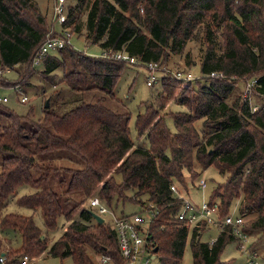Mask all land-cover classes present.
<instances>
[{
    "label": "trees",
    "instance_id": "1",
    "mask_svg": "<svg viewBox=\"0 0 264 264\" xmlns=\"http://www.w3.org/2000/svg\"><path fill=\"white\" fill-rule=\"evenodd\" d=\"M38 9L35 0H0V64L22 65L18 79L0 76V85L21 84L28 94L25 80L37 73L53 86L63 83L77 103L61 110L68 101L64 89L57 90L48 97L42 118L34 119L0 102L4 264L25 254L96 264L90 250L126 264L112 225L97 222L83 207L93 195L111 207L131 201L159 208L151 236L160 264H180L189 239L193 264H231L221 260L224 248L237 244L231 226L206 242L201 237L210 225L175 217L180 206L171 185L190 194L198 169L210 166L226 178L215 184L209 201L218 202L221 216L239 204L245 231L253 239L264 237V103L252 105L240 97L228 101L238 83L246 81V87L249 79H255L252 91L264 101V0H68L62 25L80 34L86 15L85 39L103 53L93 56L67 44L45 55L40 73L34 55L51 27ZM51 25L53 35L61 33L54 20ZM190 41L202 44L201 75L184 79L162 71L161 88L139 105L135 126L139 139L147 142L136 143L129 130L131 115L117 109L123 103L115 93L130 62L105 52L124 51L140 64L154 62L161 69L168 55L184 53ZM173 103L185 111H172ZM23 184L34 191L16 197V203L40 212L46 230L33 214L7 210ZM63 217L68 224L51 239Z\"/></svg>",
    "mask_w": 264,
    "mask_h": 264
},
{
    "label": "rangeland",
    "instance_id": "2",
    "mask_svg": "<svg viewBox=\"0 0 264 264\" xmlns=\"http://www.w3.org/2000/svg\"><path fill=\"white\" fill-rule=\"evenodd\" d=\"M40 12L44 16L46 23L48 27H51L50 31L53 29L51 22L53 21V3L54 0H35ZM82 25V33L76 34L73 33L72 35V44L75 49L82 50L86 52L87 54L96 56L101 55L103 53L102 48L97 43H92L90 41H87L85 39V32L87 31L86 28V15L82 16L81 20ZM57 29H60V26L57 25ZM49 31V32H50ZM201 46L202 44L197 41H190L187 44L186 49L184 50V53L177 54L173 53L167 56V60H165V64L160 68H156L154 70H151L147 64H140V63H128V65L125 68V71L123 72L122 76L119 78L117 82V86L115 89V93L117 94V97L122 101L123 105L117 106V109L119 110H125L129 111L131 117L129 121V130H131V136L136 141V143L141 142H147V139L144 137L143 139H139L138 137V131L136 130L135 121L137 112L140 109L139 105L143 100H146L147 98L152 97V92L154 90H158L161 88L160 79L162 77V71L167 68L166 70H171L174 72L177 71H183L185 73L191 72L194 77H199L201 75V69L199 67L200 58L202 55L201 52ZM54 52V51H52ZM188 54V55H187ZM190 62V63H189ZM35 69L40 73V70L43 67V64L35 63ZM1 66V64H0ZM21 64L15 66L14 68H5L4 70V76L3 78L9 79V80H16L19 78V72L17 70L21 69ZM163 68V69H162ZM151 81L153 84H148V81ZM26 86L28 88V97L29 99L26 102L20 101L21 96L23 95V91H17L14 87H11L12 85H1L2 93L8 96V100L3 103L4 106L9 107L12 109L16 114L18 115H28L30 117H33L34 119L42 118L43 116V107L46 104V100L49 96H54L56 91L60 89H64L63 94L64 98L67 99L68 102L62 107H59L61 110L66 109L67 107L76 104L77 102L73 101L72 94L69 93V90L67 89V86H65L63 83H58L53 86L49 81L42 80L41 76L37 73L33 76V78H27ZM250 81V79H249ZM246 81H240L238 85L236 86L234 92L229 96L228 101L229 104H233L234 100L237 99V97L241 98V102L245 99H249L250 104L254 105L255 103L262 104L264 101L259 98L253 91L252 86H254L252 83L253 81H250L249 84L245 87ZM248 83V82H247ZM252 84V85H251ZM250 85V86H249ZM186 84L182 85V87H185ZM43 87L46 89L43 91ZM84 95V94H83ZM86 98L87 96L84 95ZM170 104V103H169ZM50 105V103H49ZM169 107V106H168ZM169 108L172 109V111L178 110V111H185V108L173 103ZM255 110V106L252 108ZM166 123L168 127L175 131V126L173 123L172 118L169 116L166 117ZM197 125L199 126L200 123L197 122ZM3 157L2 152L0 151V160ZM200 171L199 177L196 179V183H191L189 189H191L190 194L186 191V189H182L181 191L189 196L192 197L197 202L202 201H209V198L212 193V189L215 186L216 183H220L221 181L225 180L226 176L223 174L218 173V171L214 168V166H210L205 168V170L198 169ZM117 179L120 181L122 179V176L119 174H116ZM201 178H204L207 180V185L205 188H202L199 186V180ZM34 189L30 185L23 184L22 186L18 187L16 191V195L12 198L7 206L8 211H16L22 214H33L34 220L38 226L43 230H46L45 224H43V219L40 212H33L32 209H29L27 207H20L16 203V197L23 195V193H29L33 192ZM133 191H130L128 194H132ZM90 197L86 199V202H84L83 207L86 206L87 201ZM114 209V212L116 213H130L132 211H141L143 207L135 202H123L119 201L118 203L112 204ZM239 206V204H238ZM238 206L233 208L231 212L237 213ZM107 218H110L111 214L107 213L105 214ZM77 216V215H76ZM59 227L54 231L50 232L51 239H55L56 236H59L62 233V229L64 226H66L68 223L65 222V218L59 219ZM219 229L210 225L208 226L207 230H205L202 234L201 239L203 241H213L218 236ZM17 242L14 244L16 245ZM18 244V243H17ZM253 247L256 248L260 254L261 262L264 264V237H257L256 239H253L252 243ZM237 248V244L235 242H231L228 244L221 254V260H226L230 262L231 264H243V256L240 253L239 249ZM184 256L182 257L180 264H193V250H191L190 245V239L188 240V243L185 248ZM90 253L95 258V261L97 262L99 259V256L96 253H93L92 250H90ZM41 257V258H40ZM40 259L44 264H74L73 263V257H66V258H60L58 256L53 257L52 255L48 254H42L40 255ZM152 264H160V260L158 257L152 259Z\"/></svg>",
    "mask_w": 264,
    "mask_h": 264
},
{
    "label": "built area",
    "instance_id": "3",
    "mask_svg": "<svg viewBox=\"0 0 264 264\" xmlns=\"http://www.w3.org/2000/svg\"><path fill=\"white\" fill-rule=\"evenodd\" d=\"M52 10L53 20L60 26L61 33L53 35V29L49 32L44 43L35 52L34 65L35 63H40L45 55L51 51L63 48L67 44H72V30L70 27L62 25L68 16V0H54ZM105 54L107 56L114 55L125 61L128 60L130 63L139 62L135 56L124 51L105 52ZM147 65L151 70L158 68L157 64L154 62H149ZM5 68L7 67L0 66V76L4 75ZM175 74L177 77L184 79L194 77L191 72L185 73L183 71H177ZM215 74L217 73L212 72V75ZM250 81H253L252 84L254 85L255 79H251ZM150 83L151 81L149 80L148 84ZM11 87H14L17 91L23 89L21 84H16ZM28 99V95L24 92L20 101L26 102ZM7 100L8 96L6 94L4 95L0 88V102L5 103ZM206 185L207 180L201 178L199 180V186L205 188ZM171 190L174 191L175 200L178 201L180 206L175 217L187 221L191 223V225L205 222L218 229H222L223 226H231L233 234L237 237V249L240 250L243 256V264H263L258 250L252 245V235L247 233L243 227L245 223L243 214L230 212L221 216L220 206L217 201L211 202L206 200L197 202L178 189L176 184L171 185ZM86 206L94 210L98 215H101L104 221L112 225L116 237H118L119 252H121L122 257L126 260V264H152V259L157 257V252L154 251L155 247L151 236L152 222L160 212L156 205L150 203L149 206L145 205L141 211L116 213L113 210L114 208L107 205L100 195H93L88 199ZM107 213L111 214L110 218L106 217L105 214ZM41 260L42 259L32 258L30 255L25 254L13 264H44ZM5 261L6 255L0 254V264H4ZM96 264L115 263L110 255L102 254L99 256Z\"/></svg>",
    "mask_w": 264,
    "mask_h": 264
},
{
    "label": "water",
    "instance_id": "4",
    "mask_svg": "<svg viewBox=\"0 0 264 264\" xmlns=\"http://www.w3.org/2000/svg\"><path fill=\"white\" fill-rule=\"evenodd\" d=\"M49 100H46V106H49ZM91 215L93 216V218L99 222V223H103L104 218L101 215H98L94 210L90 209ZM154 251L157 252V247L154 248Z\"/></svg>",
    "mask_w": 264,
    "mask_h": 264
},
{
    "label": "crops",
    "instance_id": "5",
    "mask_svg": "<svg viewBox=\"0 0 264 264\" xmlns=\"http://www.w3.org/2000/svg\"><path fill=\"white\" fill-rule=\"evenodd\" d=\"M237 249V248H236Z\"/></svg>",
    "mask_w": 264,
    "mask_h": 264
}]
</instances>
